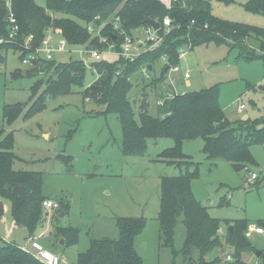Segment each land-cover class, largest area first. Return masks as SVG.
<instances>
[{"label":"rangeland","instance_id":"374dc122","mask_svg":"<svg viewBox=\"0 0 264 264\" xmlns=\"http://www.w3.org/2000/svg\"><path fill=\"white\" fill-rule=\"evenodd\" d=\"M35 1L42 6L45 4L44 0ZM248 1L211 0L212 13L224 20L264 28V15L247 10L244 5ZM60 38L57 35L55 39ZM231 45L211 42L187 51L180 60V71L169 70L166 74L172 86L166 85L165 80L155 83L162 75L163 63L156 64L155 69L149 71V77L141 70L134 73L129 96L135 110L138 112L145 100L149 112L157 115V100L162 95L219 84L220 104L234 125L248 119H243L248 115L251 120L258 119V127H263L264 59L247 60L243 49ZM258 45L259 42L251 40L249 52L259 53ZM20 54L9 50L1 69L0 129H4L5 134L13 133V150L17 155L13 168L43 173L44 193L48 200L58 205L47 211L46 221L37 233L44 232L40 241L49 250L66 257L70 264H76L79 253L87 251L93 239L118 236V217L144 218L146 225L136 238L144 264H171V250L160 247L158 213L162 178L186 172V168L181 169L161 156L163 150L174 145L173 139L151 138L144 153H125L118 116L106 114L103 105L84 96L83 90L98 77L88 66L83 86H74L66 94L46 93L45 107L26 117L25 113L47 88L45 84L33 94L32 86L48 76L42 69L38 74L24 75L31 67L22 63ZM260 54L264 56V52ZM75 59H80V54L74 51L56 53L57 63ZM17 69L22 73L13 77ZM187 69L192 76L191 87H186L184 81ZM17 102L25 105L24 112L8 124L3 107ZM241 104L246 108L239 111ZM203 147L202 138L183 144V151L194 163L190 171L199 169L191 181L195 197L208 206L211 216L221 220L223 233L233 221L248 219L246 234L252 248L244 251L242 258L251 264H264V233L257 234L249 229L251 223L264 220V185H254L252 173L246 169L237 171L227 160L208 159ZM251 151L257 164L251 165L250 170L260 176L264 174V143L251 144ZM62 227L78 231V241L68 246L62 244L64 238L58 231ZM185 236L186 228L180 221L174 240L176 248L182 247ZM5 240L23 247L28 235L23 228L14 229L11 201L0 196V246ZM219 252L213 251L210 257ZM226 253L234 255L230 251ZM226 253L222 254L223 258ZM181 259L178 257L177 262Z\"/></svg>","mask_w":264,"mask_h":264},{"label":"trees","instance_id":"16d2710c","mask_svg":"<svg viewBox=\"0 0 264 264\" xmlns=\"http://www.w3.org/2000/svg\"><path fill=\"white\" fill-rule=\"evenodd\" d=\"M44 1L42 6L35 0H0V38L4 39L0 43V73L9 50L19 51L21 61L24 54L32 51L25 49L26 38L31 34L34 36L30 43L33 50L41 44L47 29L58 31L70 46L101 47L95 31L106 23L101 34L111 37L119 45L121 39H114L117 34L112 31L115 17L121 19L123 28L130 33L148 25L150 20L163 25L164 18L171 17L172 31L155 51L144 53L134 62H126L120 57L94 61L92 66L98 77L83 90L84 96L103 105L106 114L114 113L118 116L125 153H144L148 139L151 138L173 139L174 145L163 150L161 156L181 169L186 168V172L162 178L158 213L160 247L171 250V264H251L242 258L243 252L252 248L246 234L249 220H235L225 233H219L221 220L211 216L208 206L202 204L192 191L191 181L198 175L199 169L196 167L190 171V166L194 163L192 157L183 151V144L187 140L202 138L203 150L208 159L227 160L237 171L246 169L251 174L255 172L250 170V166L257 164L251 144L264 143V126L258 127V119L250 118L234 125L220 104L219 84L175 94L173 97L162 95L164 102L158 105L157 115L149 112L147 101L143 100L137 112L129 96L133 88L129 77L144 66L155 67L163 56H167L168 63L164 65L161 77L155 80V83L163 82L170 67L180 63V49L187 48L190 51L196 46L211 42L231 43L233 47H240L247 60L264 59L260 54L264 52V28L218 18L212 13L211 0L181 1L171 8L163 0ZM244 6L253 13L264 15V0H249ZM10 9L20 26L14 40H9ZM90 25L96 26L94 34L89 31ZM163 28L161 27L160 33ZM251 40L259 42V53L249 52ZM30 67L25 71L26 75L38 74L42 69L48 77L40 78L32 86L33 94H37L47 84V88L25 113L26 117L45 107L46 93L66 94L74 86H83L87 71L86 64L80 59L68 63H57L56 58L35 60ZM21 73L17 69L12 76L17 77ZM24 107L21 102L5 105L3 115L6 122L12 124L23 114ZM13 149V133L5 134V130L0 129V196L11 201V214L15 224L35 236L46 221L43 202L47 196L44 193L43 173L15 170L13 162L17 155ZM17 184L25 186V197L13 193ZM253 184L264 185V174L257 176ZM180 221L185 225L186 236L182 247L178 249L174 240ZM258 223L264 227V220H259ZM258 223L256 224L259 225ZM145 225L144 218L118 217V236L93 239L89 249L79 253L76 264H144L136 247V238ZM230 226L233 227L232 231ZM58 231L66 246L78 241V231L73 228L62 227ZM215 250H220L219 254L210 257ZM227 251L234 254L232 261H225V257H222ZM178 257L182 258L180 262H177ZM0 264L43 263L20 246L5 241L0 246Z\"/></svg>","mask_w":264,"mask_h":264},{"label":"built area","instance_id":"2783aa9c","mask_svg":"<svg viewBox=\"0 0 264 264\" xmlns=\"http://www.w3.org/2000/svg\"><path fill=\"white\" fill-rule=\"evenodd\" d=\"M186 2L187 0H166L165 3L168 8H171L175 3L178 2ZM8 6L10 7V3L8 2ZM9 40H14L17 36V34L20 31V26L17 22V18L14 14V12L10 9L9 13ZM195 21H192V24H194ZM106 23H103L100 28L95 31V35L99 38V44L101 47H75L70 48L69 44L67 43L66 39L61 37L60 40L54 41L52 38L53 30L47 29V34L45 35L44 39L42 40L41 44L33 50L31 48V42L34 39V36L31 34L26 38L25 42V49H31L32 51L28 52L23 60L22 63L32 66L34 65L35 60H53L55 59L56 53L60 52H70L74 51L76 53L80 54V60H82L86 66L91 67L95 72V68L90 63L91 60L93 61H101L104 58L110 57V58H116L120 57L126 62H134L138 57L143 55L146 52L149 51H155L164 41L167 34H169L172 31V19L170 16H166L163 20V25L161 24L160 28L155 29L151 24L141 26L137 29H135L132 33L126 31L123 28L121 19L117 16L112 22V31L117 34V38H120V44L117 45L113 39L109 36H104L101 34V29ZM161 27L163 28V32L160 33ZM96 26H89V31L94 34ZM4 39L0 38V43H3ZM187 51L189 49L182 48L179 50V58L180 60L185 57ZM161 62L163 65L168 63L167 56H163L161 59ZM181 67L179 64L173 65L170 67L169 70H172L174 72H179ZM151 69L149 66L142 67L141 71L144 73L146 77L150 76ZM118 74L120 72H117ZM134 75V74H133ZM132 75V76H133ZM132 76L129 77V79L132 82ZM191 76L190 70H187L184 72V78L188 79ZM187 91H182L181 94L186 93ZM175 94H180L176 92L175 90L170 92L169 94H164V96L167 97H173ZM164 102V98H159L157 100L158 105H162ZM245 104H241L238 109L239 111H242L245 109ZM256 174H251V181L253 182V179H256ZM44 210L46 212L45 215L47 217V211L52 210V208L57 207L58 205L51 200L46 199L43 202ZM250 231L257 233V234H263L264 229L257 225L256 223H251L249 226ZM223 228H219V233H223ZM44 232L40 233L39 235L30 236L28 238V242L25 246L21 247L24 251L30 253L33 255L36 259H38L43 264H70L68 259L64 256H61L51 250H49L45 245L39 240L40 237H42ZM233 255L230 253H226L225 260L226 261H232Z\"/></svg>","mask_w":264,"mask_h":264},{"label":"crops","instance_id":"0c3cea01","mask_svg":"<svg viewBox=\"0 0 264 264\" xmlns=\"http://www.w3.org/2000/svg\"><path fill=\"white\" fill-rule=\"evenodd\" d=\"M57 35H60V37H62L61 34H60L58 31H53L52 38H53L54 41H57V40L55 39ZM69 47H70V48H75L74 46H70V45H69ZM78 47H84V46H78ZM55 58H56V56H55ZM158 63H162V62H158ZM158 63H157V64H158ZM155 66H156V65H155ZM149 68H150L151 70H154V69H155V67H153L152 65H149ZM187 70H189V69H187ZM187 70H186V71H187ZM186 71H185V72H186ZM167 73H168V72H167ZM190 79H192V76H190L188 79H185V78H184V81H185V85H186V87H191ZM164 82H165L166 85H171V86H172V81H171L169 78H166ZM168 90H170V89H168ZM184 91H187V90H184ZM184 91H183V92H184ZM187 92H188V91H187ZM157 107H158V106H157ZM245 118H249V116H248V115H244V116H243V119H245ZM246 178H247V177H246ZM17 227H18V228H22V227L17 226V225L15 224V222H14V229H16ZM23 229H25V228H23ZM25 230H26V229H25ZM37 233H38V231L36 232L35 235H37ZM27 235H28V238L31 236V235L28 233V231H27ZM42 238H44V237H43V236L40 237L39 240H41ZM5 241H7V240H5ZM42 243H43V242H42ZM43 244H44V243H43ZM63 244H65V246H66V242L63 243ZM27 245H28V244H27ZM44 245H45V244H44Z\"/></svg>","mask_w":264,"mask_h":264},{"label":"water","instance_id":"95a60500","mask_svg":"<svg viewBox=\"0 0 264 264\" xmlns=\"http://www.w3.org/2000/svg\"><path fill=\"white\" fill-rule=\"evenodd\" d=\"M149 24H151L155 29H158L161 26V24L159 22L154 21V20H150ZM116 38L117 37L114 36V39H116ZM23 74L26 75V72H24ZM13 193L16 194L17 196H20V197H25L27 195L25 186L24 185H20V184H17V185L14 186ZM182 199H183V197H182ZM230 229L232 231L233 227L230 226ZM63 243H65V240L62 241V244ZM258 254L260 255L261 251H258Z\"/></svg>","mask_w":264,"mask_h":264}]
</instances>
